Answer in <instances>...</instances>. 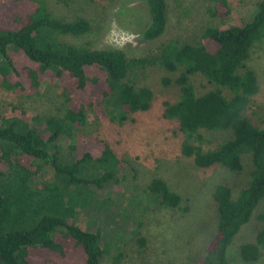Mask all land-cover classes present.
I'll use <instances>...</instances> for the list:
<instances>
[{
    "label": "trees",
    "instance_id": "16d2710c",
    "mask_svg": "<svg viewBox=\"0 0 264 264\" xmlns=\"http://www.w3.org/2000/svg\"><path fill=\"white\" fill-rule=\"evenodd\" d=\"M212 18L229 17L228 0H209ZM150 25L144 41L161 37L168 26V0H148ZM85 18L65 20L56 17L44 0H0V83L18 94L39 96L46 80L59 82L67 98L62 117L45 120L46 128L31 125L34 118L14 107L0 115V261L28 264L32 249L56 245L53 235L64 227L76 243L82 245L86 264H101L103 252L98 235L88 233L51 212L62 205L58 187L49 182L41 188L31 183L44 169H52L58 184L91 183L77 178L81 167L95 161L91 153H82L66 163L58 146L63 138L83 137L89 112L102 119L124 124L139 112L149 111L154 93L139 87L138 76L149 68L168 72L163 78L169 87L179 88L178 99L163 104V118L177 125L182 136L181 153L192 158L197 167L209 169L222 165L233 172L244 170V158L252 165L249 183L234 198L232 189L217 185L213 199L218 205L217 233L198 264H231L228 250L241 229L253 218L264 199V127L244 115L260 92L255 72L247 67L257 42L264 39V1L258 4L253 19L243 26L208 25L196 44L170 40L147 58L129 59L116 49H93L64 41L66 36H82L91 31ZM205 82V83H202ZM197 84L205 89L199 92ZM206 133H221L224 138L209 147ZM105 145L101 162L115 170L107 172L99 185L115 176L128 164ZM75 145L71 149L79 150ZM96 159V161L98 160ZM146 191L163 207L180 208L181 196L160 178H154ZM46 199L49 212L40 208ZM40 208V209H39ZM143 245V242H141ZM61 253L64 248H60ZM240 255L247 264L264 256V230L252 243L241 246Z\"/></svg>",
    "mask_w": 264,
    "mask_h": 264
},
{
    "label": "rangeland",
    "instance_id": "374dc122",
    "mask_svg": "<svg viewBox=\"0 0 264 264\" xmlns=\"http://www.w3.org/2000/svg\"><path fill=\"white\" fill-rule=\"evenodd\" d=\"M32 1V0H28ZM51 12L60 19L85 18L91 31L82 36H66L64 41L93 49H115L109 41L119 42L110 35L112 21L120 28L140 33L150 25L148 0H44ZM264 0H228L232 9L227 18H212L209 0H168V26L166 32L153 41L143 38L122 51L129 59L147 58L157 53L161 44L178 40L182 44H196L208 25L243 26L250 22ZM1 63V58H0ZM247 67L252 69L260 85L252 107L244 115L253 125L264 127V39L257 42ZM168 72L149 68L139 74V87H148L154 93L151 108L134 115V120L122 124L88 113L83 137L63 138L58 141L66 163L73 162L83 152L91 153L95 161L88 160L76 177L94 180L91 183L58 184L52 169H44L31 183L33 188L49 184L61 192L60 204L40 208L49 212L51 205L60 208L50 214L63 218L85 232L98 235V246L103 252L101 264H198L207 253L210 241L217 233L218 205L213 199L217 185H228L236 198L249 183L252 169L249 157L244 158V170L233 172L222 165L202 169L192 158L181 153L182 136L177 125L163 118V104L178 99L175 84L164 86ZM202 83H205L202 81ZM199 92L205 91L200 84ZM40 95L9 91L0 83V115L19 107L29 117L31 125L44 130L45 120L62 117L66 113L67 98L59 82L44 81ZM221 133H206L209 147H216L224 138ZM109 145L113 153L128 164L119 167L115 176L102 185L99 180L115 170L108 161L99 157ZM79 146V150L71 149ZM79 153V154H78ZM76 154L78 156L76 157ZM96 159H98L96 161ZM68 163V164H69ZM154 178L163 179L170 189L181 196L180 208L163 207L146 191ZM39 208V209H40ZM264 230V199L254 212L252 220L235 237L228 250L231 264H247L240 255L242 245L255 241ZM57 243L52 247L32 249L26 255L28 264H86L84 247L59 227L53 235ZM143 242V245L141 244ZM60 248H64V252ZM0 264H6L0 261ZM253 264H264V256Z\"/></svg>",
    "mask_w": 264,
    "mask_h": 264
},
{
    "label": "clouds",
    "instance_id": "9594fccd",
    "mask_svg": "<svg viewBox=\"0 0 264 264\" xmlns=\"http://www.w3.org/2000/svg\"><path fill=\"white\" fill-rule=\"evenodd\" d=\"M110 35H117L119 42L109 41L111 45L115 47L116 50H123L127 45L131 44L135 46L139 40L142 39L140 33L130 32L123 28H120L115 20L112 21V29Z\"/></svg>",
    "mask_w": 264,
    "mask_h": 264
}]
</instances>
